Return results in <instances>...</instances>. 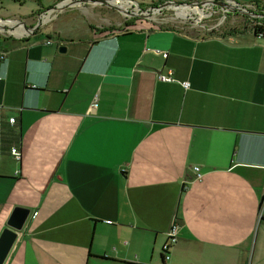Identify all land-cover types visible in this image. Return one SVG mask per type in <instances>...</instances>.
I'll return each instance as SVG.
<instances>
[{
	"label": "crops",
	"instance_id": "0c3cea01",
	"mask_svg": "<svg viewBox=\"0 0 264 264\" xmlns=\"http://www.w3.org/2000/svg\"><path fill=\"white\" fill-rule=\"evenodd\" d=\"M68 2L0 0V232L14 207L29 211L2 264H161L172 221L168 264H264V47L253 18L201 36L141 17L36 36L62 11L105 6L57 9ZM167 71L173 82L156 79Z\"/></svg>",
	"mask_w": 264,
	"mask_h": 264
},
{
	"label": "rangeland",
	"instance_id": "374dc122",
	"mask_svg": "<svg viewBox=\"0 0 264 264\" xmlns=\"http://www.w3.org/2000/svg\"><path fill=\"white\" fill-rule=\"evenodd\" d=\"M137 3L138 6L131 5L129 8H126L125 12H117L112 8L105 6H95L90 7L92 15H87L80 10H69L67 13H62V11L58 16L54 19L48 21L45 25L40 26L36 31V36L39 34L43 35L48 33L50 28H58L64 26L67 22H69L70 28L74 27L73 23L80 24L79 21L90 23V25L96 24L102 26V30H119L123 27L129 26V23H132L135 19L142 18L150 27H161V28H171L179 31L188 32L197 36L201 35H209V34H220L222 32H227L230 30L240 29L244 26L248 28V20L245 19L248 16L237 12L231 11H221V9H214L209 7H203L202 15L193 11L191 9H175L177 7H181L179 4H193L199 3L204 0H169L171 3H174L170 8H163L158 13H149L146 16V13L149 9H155L157 6H145L146 0H132ZM216 1V0H214ZM227 1V0H226ZM237 4L249 3V0H228ZM258 1V0H257ZM122 2V1H121ZM259 3L254 4L251 3V6L259 7V5H264V0H259ZM30 3H23L21 8H29ZM79 3H74L72 6L78 7ZM256 5V6H255ZM17 9H21L18 4L16 5ZM23 6V7H22ZM85 5L79 6L80 8ZM164 7V6H163ZM175 7V8H174ZM134 8H136V15L134 14ZM150 11V10H149ZM29 12V11H28ZM27 12V13H28ZM127 13H132L134 15L128 16ZM25 14V13H24ZM22 14V15H24ZM145 17L146 19H143ZM245 17V18H244ZM198 19V20H197ZM79 20V21H78ZM127 22V23H126ZM252 23V19L250 20ZM28 21H26V26H28ZM45 26V27H44ZM33 34H30L29 37H32ZM28 37V36H27ZM55 40L54 37L50 38ZM263 42V40H262ZM1 62V61H0Z\"/></svg>",
	"mask_w": 264,
	"mask_h": 264
},
{
	"label": "water",
	"instance_id": "95a60500",
	"mask_svg": "<svg viewBox=\"0 0 264 264\" xmlns=\"http://www.w3.org/2000/svg\"><path fill=\"white\" fill-rule=\"evenodd\" d=\"M86 2L101 4V5H105L107 7H111V8L113 7L114 8V5L110 2V0H100V1L69 0L68 4H64V5H61L58 8L57 7L56 8L61 9L67 5H73L74 3L82 4V3H86ZM206 3H207L206 1H200L199 3L180 4V5L181 6H188V7L195 6V7L200 9L201 6L205 5ZM169 5L173 6L174 4L165 3L163 5H159L155 9H152V10L150 9V11L145 12L146 16L149 15V13H152V14L158 13L161 9L168 8ZM215 5H217L218 7H222L223 10L227 9V11H231V12L234 11V12L243 14L245 16L257 17V14H254V13L251 14L249 12H244V11L240 10L239 8H237L236 6L228 5V4L223 3V2L215 3ZM229 8H230V10H229ZM18 23L22 24V22H18ZM58 52L63 53L64 49L59 48ZM28 215H29V211L27 209L19 208V207H14L11 210L10 214L8 215L6 222H5V227L0 232V264H2L4 259L6 258L9 250L11 249V247H12V245L16 239L17 232H19L22 229Z\"/></svg>",
	"mask_w": 264,
	"mask_h": 264
},
{
	"label": "built area",
	"instance_id": "2783aa9c",
	"mask_svg": "<svg viewBox=\"0 0 264 264\" xmlns=\"http://www.w3.org/2000/svg\"><path fill=\"white\" fill-rule=\"evenodd\" d=\"M205 1L207 3L205 5H203V6H201V8H203L205 6L209 7V6L213 5V0H205ZM223 3H226L228 5H232V6H236L237 8H239L240 10H242L244 12H249L251 14L252 13L257 14V17H250V19L253 18L252 19V23H250V28L255 33V35H257V36L262 38V40H263L262 46L264 47V11L262 9H260V7H254V6H251V5L242 6V5H238L236 3H233V2H223ZM218 8L221 9V11H223V12L227 11L226 9L223 10L222 7H218ZM48 11H52V10H48ZM48 11H46L48 13L47 16L50 15ZM134 14L135 15L137 14L136 11H134ZM16 24H19V23H15V26H16ZM48 43L49 42H46V44H48ZM1 58H2V54H0V59ZM156 79L158 81H160V82H165V83H170V82L174 81L170 71H167L164 74L157 73L156 74ZM180 85L182 86V88H186L188 86V84L186 82H182V83H180ZM13 121H14L13 118L8 119V123H10V124H12ZM9 155L13 159L19 160V153L17 152L16 149H10L9 150ZM16 173L17 172H15V174ZM199 176L200 175L198 173L195 174V178H199ZM263 216H264V209L261 207L259 209V212H258V218L260 219ZM177 230H178V225L175 223V221H172L171 224L169 225L167 231H166L167 239L162 244V246L160 247L161 264H168L169 261H170L171 248L174 246V244L177 241Z\"/></svg>",
	"mask_w": 264,
	"mask_h": 264
},
{
	"label": "bare ground",
	"instance_id": "6f19581e",
	"mask_svg": "<svg viewBox=\"0 0 264 264\" xmlns=\"http://www.w3.org/2000/svg\"><path fill=\"white\" fill-rule=\"evenodd\" d=\"M170 7H172V5H169L168 6V8H170ZM193 7H195V6H193ZM175 8V7H174ZM195 8H197V7H195ZM175 9H191V7H188V6H181V7H177V8H175ZM199 9V8H198ZM121 10V9H120Z\"/></svg>",
	"mask_w": 264,
	"mask_h": 264
},
{
	"label": "flooded vegetation",
	"instance_id": "af4514ba",
	"mask_svg": "<svg viewBox=\"0 0 264 264\" xmlns=\"http://www.w3.org/2000/svg\"><path fill=\"white\" fill-rule=\"evenodd\" d=\"M216 2L213 1V5H211V8L219 9L217 5H215Z\"/></svg>",
	"mask_w": 264,
	"mask_h": 264
},
{
	"label": "trees",
	"instance_id": "16d2710c",
	"mask_svg": "<svg viewBox=\"0 0 264 264\" xmlns=\"http://www.w3.org/2000/svg\"><path fill=\"white\" fill-rule=\"evenodd\" d=\"M129 25V24H128Z\"/></svg>",
	"mask_w": 264,
	"mask_h": 264
}]
</instances>
